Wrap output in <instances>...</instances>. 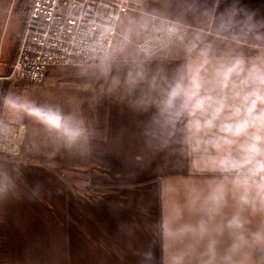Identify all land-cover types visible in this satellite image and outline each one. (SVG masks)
Segmentation results:
<instances>
[{
	"label": "crops",
	"instance_id": "crops-1",
	"mask_svg": "<svg viewBox=\"0 0 264 264\" xmlns=\"http://www.w3.org/2000/svg\"><path fill=\"white\" fill-rule=\"evenodd\" d=\"M215 1L156 0L108 60L20 85L0 264H264V0ZM166 19L184 37L145 57Z\"/></svg>",
	"mask_w": 264,
	"mask_h": 264
},
{
	"label": "built area",
	"instance_id": "built-area-1",
	"mask_svg": "<svg viewBox=\"0 0 264 264\" xmlns=\"http://www.w3.org/2000/svg\"><path fill=\"white\" fill-rule=\"evenodd\" d=\"M20 19V34L12 60L0 79L40 83L48 68L71 67L112 57L117 22L140 10L138 0H28ZM187 26L164 20L161 28L140 39L136 46L145 57H155L170 41L181 40ZM10 126V127H9ZM24 129L10 124L1 129L2 150Z\"/></svg>",
	"mask_w": 264,
	"mask_h": 264
},
{
	"label": "rangeland",
	"instance_id": "rangeland-1",
	"mask_svg": "<svg viewBox=\"0 0 264 264\" xmlns=\"http://www.w3.org/2000/svg\"><path fill=\"white\" fill-rule=\"evenodd\" d=\"M27 1L28 0H0V76L5 71V64L9 62V58L12 56V51L14 46H15V51L13 52V57L16 52L17 36L20 34L19 32L20 19L24 12V7L26 8V4L28 3ZM138 2L140 3V10L130 11L129 13H127V15H125L126 17L127 16L128 17L127 19L124 20V23H129L132 28L131 38H132V34H136L135 33L136 31L139 32L147 31L145 27L146 24H149V21L152 20V15H156V14L161 15L160 13H162L163 11L162 5L161 4L158 5L156 0H138ZM216 3L217 0L215 1V4ZM159 19L162 20V18ZM220 25L224 27H233L236 24L232 20L228 21L226 18L221 17ZM238 36L240 35H237L236 37ZM117 39H119V37L115 38L116 41ZM3 80L4 79H0V85ZM32 84H37V83H23L13 80V83L10 89L8 90V93H6V97H4V100L2 102V107L0 110V134H2L1 129L3 127L6 126L8 127V125L11 124L14 130L17 131V126L19 124H23L18 119V117H20V115L18 114L19 112H16L18 110L17 107H20V100L18 97L19 87L20 85L28 86ZM26 113L30 117L31 110L28 109ZM13 116L16 117L17 119L14 118ZM26 117L27 116L23 117V119H25ZM24 132H25V125H24V129L19 133L18 136H16V138L13 141L9 140L7 149L4 150H2L1 147L2 140L0 138V153L7 155L10 154L15 157L17 156V159H21L23 155L20 151L19 146ZM7 159L17 160L16 158H7ZM66 174L69 177L73 176L72 174L69 173ZM76 177H80V175Z\"/></svg>",
	"mask_w": 264,
	"mask_h": 264
},
{
	"label": "trees",
	"instance_id": "trees-1",
	"mask_svg": "<svg viewBox=\"0 0 264 264\" xmlns=\"http://www.w3.org/2000/svg\"><path fill=\"white\" fill-rule=\"evenodd\" d=\"M25 11V9H24ZM20 31V29H19ZM15 51V46L13 47V51H12V56L9 58V62L12 60L13 58V52ZM13 83V80L12 79H4L0 85V110H1V107H2V102L4 100V97H6V93H8V90L10 89L11 85ZM0 157H5V158H16L17 159V156H12V155H7V154H3V153H0Z\"/></svg>",
	"mask_w": 264,
	"mask_h": 264
}]
</instances>
